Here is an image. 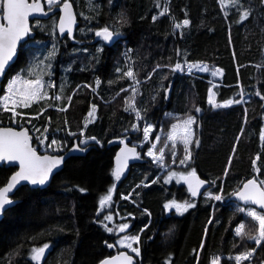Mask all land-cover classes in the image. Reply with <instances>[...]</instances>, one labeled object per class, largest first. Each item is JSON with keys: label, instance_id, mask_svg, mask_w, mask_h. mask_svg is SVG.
Listing matches in <instances>:
<instances>
[{"label": "trees", "instance_id": "trees-1", "mask_svg": "<svg viewBox=\"0 0 264 264\" xmlns=\"http://www.w3.org/2000/svg\"><path fill=\"white\" fill-rule=\"evenodd\" d=\"M68 1L71 0L49 5L44 0L48 8ZM73 1L80 12L79 27H87L82 23L87 16L97 30L107 27L119 35V40L112 46L101 44L99 49L100 44L93 43V38L77 34L70 39L49 30H35L36 44L19 49L17 61L0 91V126L27 130L34 147L42 154H57L56 147L63 151L72 145L73 139H79L80 146L88 150L84 156L70 158L47 188L24 186L10 197L16 204L0 220V264H33L31 251L45 243L53 247V253L44 264H99L113 254L109 245L118 238V224L123 223L136 227L132 234L143 230L142 259L135 264H212L220 255L255 250L257 245L250 243L246 235L233 236L232 230L241 223L245 233L258 234V223L244 216V211L239 210L242 207H235L233 191L241 187L246 177H255L256 156L259 176L264 179V0H229L228 7L221 0ZM245 11L248 17L241 21ZM185 19L189 27H175ZM45 55L47 61L41 63ZM31 62L47 67L42 73L50 76L52 82L46 86L49 78L38 77L44 98L31 101L28 107L16 106L15 112L19 114L14 115L3 109L4 97L9 95L8 86L17 77L37 78L27 74ZM178 63L185 65L181 72L173 70ZM201 65L219 71L220 75L213 77L197 71ZM128 70H132L135 80L124 75ZM169 78L173 79L170 83ZM86 90L90 93L84 94ZM134 94L136 111H126ZM210 94H214L212 98L217 104L229 100L233 103L214 107L208 102ZM8 106L13 107L11 101ZM93 107L95 114L89 116ZM192 116L199 120L197 132L201 138L192 166L202 178L209 177L212 186L205 193L204 202L197 201L176 221L178 224L172 225L170 219H165V204L172 196H184L185 186L168 184L166 175L153 182L161 170L151 162L135 164L132 174L116 180L114 158L120 147L116 139L141 140L148 122L156 125L153 137L156 130L166 135L173 122ZM53 140L55 144L51 143ZM165 140L166 136L160 146ZM182 155L181 150L179 159ZM167 156L169 164L170 151ZM15 171L14 167H0V187ZM110 190V206L101 207L100 200ZM220 193L221 199H215ZM123 195L129 196L130 201L123 199ZM108 216L112 219H106ZM119 217L126 219L119 221ZM255 255L252 261L241 264H263L264 247L260 246ZM220 264L236 262L222 258Z\"/></svg>", "mask_w": 264, "mask_h": 264}, {"label": "snow or ice", "instance_id": "snow-or-ice-1", "mask_svg": "<svg viewBox=\"0 0 264 264\" xmlns=\"http://www.w3.org/2000/svg\"><path fill=\"white\" fill-rule=\"evenodd\" d=\"M58 2L59 0H47V3L49 5L56 4ZM221 3H223V0H221ZM63 11L64 16L60 19L59 30L61 33H63L65 30L70 33L72 31V25L75 22L71 12V5L65 2L63 4ZM166 11L167 9H165V12ZM34 12H43V7L39 0H31V2H29V0H0V14H2L3 19L6 21V23H0V73H3L5 71L6 65L14 56L16 52L17 42L28 33V17L31 13ZM160 15H164V12H161ZM247 17L248 12L245 11L241 16V20L246 19ZM188 25L189 21L185 19L182 25L176 24L175 27H187ZM96 35L101 36L104 40L108 41L112 39L113 32L109 31V29L105 27L102 31L96 32ZM191 67L192 65H189V68ZM180 68L181 65L178 63L175 65V68L173 70L175 71ZM202 70L207 71L206 68ZM124 75L129 77L130 79L135 80L132 70H128L124 73ZM212 75L215 76L216 72H213ZM97 84H99V81H97ZM42 88L43 85L38 77L36 79L28 80L17 77L8 86L9 95L4 97L5 103L3 105V109L5 111H12L14 115H18L19 113L15 112L16 106L23 105L24 107H28L31 101L44 98ZM133 92H135V89H133ZM213 95L214 94H210L208 102L214 107H227L228 105L233 103V101L229 100L225 104H217L212 98ZM16 96H19L20 99H15ZM57 99H59V97H57ZM262 99H264V97H262ZM132 100H134V96L132 97ZM9 101H11L13 105L11 109L8 106ZM129 108L134 112L136 111L134 104L131 102H128V108H126L125 110H129ZM61 110L66 111V109ZM95 111L96 109L95 107H93L92 111L89 112L88 115L94 116ZM197 111H199V109H197ZM136 115L137 119H139V112H137ZM194 122V118L189 117L187 120L183 121L182 125L173 126L172 134L168 136V139L173 141L172 147L175 148L176 129L178 127H182L184 130L185 134L180 139L184 145V151L186 155L184 159L180 161L181 164H184L185 161L190 158L188 145L191 142V137L193 134L191 126ZM151 132V126L145 127L143 129L145 140L149 139ZM159 139V137H156L157 141ZM29 140L30 137L25 131L16 132L10 128L0 130V160L18 161L20 167V170L15 175H12L10 180L6 182V186L0 187V209H3L5 205L12 203L8 196V193H10L20 181H29L33 185H43L48 180L52 170L62 162V157L37 155L36 150H34L29 144ZM51 143L55 144L56 141L53 140ZM152 148H155V144L152 145ZM123 151L131 152L133 154L135 153L134 149H125ZM160 151V156H156L151 150L148 152V155L153 156L155 160H161L163 150L161 149ZM124 159L126 163L127 157L125 156ZM117 162L118 165L113 175L115 176L116 180H119L122 173L120 156L117 157ZM174 176H176V174L172 173L169 176V180H171ZM179 179L185 181L188 184L189 190L191 191L193 196H196L198 194L199 188L204 183L203 181L196 178L195 171L189 172L187 175H181ZM214 198L217 200L221 199L219 195L215 196ZM238 198L245 203L259 205L260 208H264V181L257 182V180L255 179L248 181L243 185V189L238 193ZM110 200L111 190L100 200L101 207H103ZM191 207H194V204L188 202L176 203L175 201H172L168 204H165V208H174L179 214H183V212L187 211ZM240 210L244 211L243 208H241ZM247 214L252 217L253 220L258 222V234L253 235L251 233H245V225L241 223L236 228V235H246L248 239L253 240L255 244L259 246L262 242H264V215L258 214L256 211H249ZM106 219L111 220L112 218L111 216H108L106 217ZM127 227V224L122 225L120 227V231L123 232ZM126 239H131L132 241L138 242V237H131ZM120 244L122 247L129 248L132 252H136L137 255H139V249L133 248L132 244L126 242V240H121ZM47 247V245H44L43 247L34 248L32 250V259L39 262L43 257V254ZM109 247H112V245H109ZM252 254L253 252H245L235 256L234 259L236 264H241L243 260H248L252 256ZM103 264H132V257L122 253L112 260L104 261Z\"/></svg>", "mask_w": 264, "mask_h": 264}, {"label": "rangeland", "instance_id": "rangeland-1", "mask_svg": "<svg viewBox=\"0 0 264 264\" xmlns=\"http://www.w3.org/2000/svg\"><path fill=\"white\" fill-rule=\"evenodd\" d=\"M71 2L77 6V4L73 0H71ZM223 2H224V6L225 7H228L229 0H223ZM221 4H223V3H221ZM77 12H79V11H77ZM78 17L80 19V15L79 14H78ZM82 23H83V26H87V27L86 28L85 27H79L75 35L79 34V36H81L83 38H93L94 39V37L96 35V32H98L99 30L102 29L101 28V29H98L97 30V28L94 25V23L91 20H89L87 16H84L83 17ZM79 24H80V21H79ZM33 29L34 30H37V31H39V30H41V31L42 30H49L50 32L57 33V21H56V19H53V20H51L49 22H40V21H37V22L34 23ZM74 36H71L69 38L72 39ZM49 43L51 44V41H49ZM34 44H36V43L34 41H31L28 44H26L24 46V48H27V47H29L31 45H34ZM98 48L101 49V44L98 45ZM47 58L48 57L46 55L45 56H42L41 57V63L46 62L47 61ZM41 63L32 64V62H31L29 64L28 68H27V72H28L27 74L37 76V77H39L41 79H43L45 77H48L49 78L50 76H46L44 73H42V72L46 71L47 67L41 65ZM205 68L207 69V71L202 70V69H205ZM178 70L180 71V69H178ZM183 70H184V66L181 65V71H183ZM197 71H200L202 73L210 74L213 77H217V76L220 75V72L219 71H216V70L210 71L204 65H201V67L198 68ZM213 72H216V75L215 76L212 75ZM51 82H52V79L49 78V81H48V83H47L46 86H49V84H51ZM188 118L189 117L184 118V119H180V120H177V121L173 122L171 124V127H170V129H169V131L167 132L166 135H164V133L162 132V130H156L155 136L153 137V133H154V131L156 129V125L153 124V123H151V122H148L143 127V129L145 127H148V126H151V128H152V132L150 133V136H149V139L148 140H145L144 139V135H143L142 138H141V140H138V137H137V138H131L130 140H129V138H126V139H116V142L118 143V141H120V140L121 141H125V142L131 143L134 146H136V147L139 148V152H138V154L136 156V162H135V164H138V163L140 164V163H145V162H151L156 167H160V170H161L160 173L164 177H165L166 174L167 175H171L172 173H175L176 174V176H174L175 183H177V184H179V183L183 184V180L179 179V177L181 175H187L189 172L194 171V168L192 166V162L194 161V152L196 150V145H197V141L198 140H200L199 146L201 145V138L198 137V132H197V125H198V122H199L198 118L196 116H192V118H194V121L195 122L191 126L192 133L193 134H192V137H191V142L188 145L189 152H190V158L187 159L184 164H181L180 163V161L183 160L184 157H185V155H186V153L184 151V145H183V143L181 142V139H180L185 134L183 128L182 127H178L176 129V140H175L176 147L175 148L172 147L173 141L172 140H169L168 139V136L170 134H172L173 126H175V125H182L183 124V121L187 120ZM137 132H138V130H137V128H135L134 129V133H137ZM142 134H143V130H142ZM164 136H166L165 143L162 146H160V142H161V140H162V138ZM156 137H159L160 139L157 141L156 140ZM41 144L43 145L44 142L43 143L41 142ZM153 144H155V148H152V145ZM161 149L163 150V155H162V159L161 160H155L153 158V156H149L148 155V152L151 150L156 156H160L161 155V151H160ZM198 149H200V147ZM54 150L55 151H58L57 154H60L65 149H63V151H62V148L59 150V148L56 147ZM181 150L183 151V155L179 159V152ZM168 151L171 152V157H170L171 160H170V163L169 164L166 162V160L168 158V156H167L168 155ZM49 153H52L53 154L52 151H49ZM258 160H259V158H258V156H256V158L254 160V167H255V170L254 171H255V175H256V177L258 178L259 181H264V179H262L259 176L260 170L258 168ZM195 173H198V171L196 169H195ZM131 174H132V172H131ZM109 202H112V196H111V200ZM249 211H256L258 214L264 215V212L259 211V210L255 209L253 207H249V208L245 209L244 216L250 217L247 214ZM124 224L125 223L118 224L119 225V229L117 231V234L119 236L115 240L114 245H112V247H110V249H112L114 252L118 251L119 249L120 250H125V251H128L129 253L135 255L136 257H138L140 259L141 253H140V248L138 247L139 238H138V242L132 241L131 239H126V238L137 237V236H133V234H130L128 231H126V229L124 230L125 231L124 233H121L120 232V226H122ZM121 240H126V242L132 244V247L133 248H138L139 249V255H137L136 252H132L131 249H129V248L122 247L121 244H120V241ZM250 241H251L250 243H253V245L255 244V242L253 240H250ZM260 246L261 247H264V242H262L258 247H260ZM247 252H252V251H247ZM255 254H256V252H253L252 256L248 260L249 261H252L255 258V256H256ZM32 256H31V258H32ZM234 257L235 256H229V257H227L225 259L232 262V261H235ZM220 260L221 259H214V261H213L212 264H219L220 263ZM248 260H243L242 262L248 261ZM263 264H264V262H263Z\"/></svg>", "mask_w": 264, "mask_h": 264}, {"label": "water", "instance_id": "water-1", "mask_svg": "<svg viewBox=\"0 0 264 264\" xmlns=\"http://www.w3.org/2000/svg\"><path fill=\"white\" fill-rule=\"evenodd\" d=\"M29 2H31V0H29ZM39 2L41 3L42 7H43V12H34V13H31L28 17V25H29V31L26 35H24L22 37L21 40H19L17 42V45H16V52L14 54V56L12 57V59L8 62V64L6 65L5 67V71L3 73H0V91L2 89V84H3V81L5 80V77L9 71V69L16 63L17 61V58H18V54H19V49L23 46H25L31 39L34 38V31L32 29V25L35 21H40V20H43V19H46L48 16H49V13L46 12L45 10V5H44V0H39ZM67 3H69L71 5V12H72V15L74 17V23L72 25V31L69 33L67 30H65L63 33L60 32L59 30V25H58V31H59V34L62 36V37H65V36H73L77 30H78V27H79V21H78V16L76 14V11H75V7H74V4L71 2V1H68ZM60 11H61V17L60 19L64 16V11H63V6L60 8ZM60 22V20H59ZM0 23H6V21L3 19V16H0ZM103 29L99 30V31H102ZM109 31H112L109 29ZM113 32V36H112V39L111 40H104L103 37L101 36H97L95 37V40L93 41V43H99V42H104L105 45H108V46H112L114 44H116L119 40V35L116 34L114 31ZM181 70V68H180ZM12 129L13 131H16V132H20V131H25L27 132L28 136L30 137V140H29V144L31 145V147L36 150L33 146V143H32V140H31V136L29 134V132L27 130H24V129H18V128H15V127H8V126H0V130H3V129ZM199 144H200V140L197 141V148H199ZM125 149H134L135 150V153H131V152H124L123 150ZM87 148H83L80 146L79 142L78 141H75L72 143V145L67 148L65 151H63L62 153L60 154H57V155H52V154H41L40 152H38L36 150V153L37 155H40V156H43V155H49V156H52V157H62V162L60 165H58L56 168H54L52 170V172L50 173L49 175V178L48 180L45 182V184L43 185H40V184H31L29 181H20L16 187L10 192L8 193V196L9 198L14 196L16 194V192L21 188V187H30L31 189H45L49 186V184L51 183L52 179L54 178L55 175H57L58 173H60L66 162L72 158V157H77V156H84L87 152ZM139 152V149L138 147L136 146H132L130 144H128L127 142H121V146L119 148V150L117 151L116 155H115V158H114V162H115V166L117 168V165H118V162H117V157L120 156L121 157V167H122V173H121V176L120 177H128L129 173H130V170H131V167L132 165L135 163V157L137 155V153ZM125 156L127 157L126 159V163H125ZM6 166V167H14L16 168V171L13 175H15L19 170H20V167H19V162L18 161H8V160H0V167L2 166ZM57 173V174H56ZM196 174V178H198L199 180L203 181V185L199 188V191H198V194L196 196H193L191 191L189 190V187H188V184L185 182V185L187 186L188 190L190 191L191 193V196L192 198H195L197 196H200L202 195L208 188H209V181H207L206 179H203L198 173H195ZM11 178V177H10ZM9 178V180H10ZM255 178H250L249 180H247L245 183H247L248 181L250 180H253ZM256 180V179H255ZM258 182V181H257ZM244 183V184H245ZM243 184V185H244ZM243 185L242 187L236 192L235 196H234V199L241 205L243 206H246V207H254L260 211H263L264 212V208H260L259 205H254V204H251V203H245L244 201L240 200L238 198V193L243 189ZM6 186V185H5ZM12 201V200H11ZM16 204V201H12V203L10 204H7L4 206L3 209H0V220L2 219V217L4 216L5 212L7 210H9L11 207H13L14 205ZM125 254V255H128V256H131L132 257V264H135L136 263V260H135V257L130 254L129 252L127 251H121L120 253H117L111 257H108V258H105L102 262H100L99 264H103L104 261L106 260H112L114 258H116L117 256H119L120 254ZM48 253L44 252L43 254V260L46 259Z\"/></svg>", "mask_w": 264, "mask_h": 264}, {"label": "flooded vegetation", "instance_id": "flooded-vegetation-1", "mask_svg": "<svg viewBox=\"0 0 264 264\" xmlns=\"http://www.w3.org/2000/svg\"><path fill=\"white\" fill-rule=\"evenodd\" d=\"M45 3V2H44ZM45 7H46V10H51V9H53V8H48L47 6H46V4H45ZM77 14H78V12H77ZM0 16H2V14H0ZM59 17H60V11H57L56 13H54V14H52V15H50V16H48L44 21H40V22H49V21H51V20H53V19H56V21H57V25H58V21H59ZM35 23V22H34ZM34 23H33V25H34ZM33 29V28H32ZM34 30V29H33ZM34 32H35V30H34ZM57 33H58V31H57ZM68 37V36H67ZM96 45L97 44H104V43H95ZM105 45V44H104ZM169 176L170 175H167L166 174V181H167V183L169 184V183H171V182H175V178L173 177L171 180H169ZM179 184H181V183H179ZM178 184V185H179ZM178 185L177 186H175L176 188L178 187ZM184 186H185V195L183 196V197H179V198H177V197H174V196H172L168 201H167V203L166 204H168V203H170V202H172V201H175L176 203H185V202H188V203H191V204H197V201L199 202L201 199H202V202H204V200H205V193H203L202 195H200V196H197V197H195V198H192V196L190 195V192H189V190H188V188H187V186L185 185V181H184V184H183ZM188 195H190V198H191V200H190V198L188 197ZM180 202H179V201ZM234 200V199H233ZM235 201V200H234ZM194 202V203H193ZM235 203H236V208L237 209H239V207H242V208H244L243 206H239V205H241V204H239L238 202H236L235 201ZM200 205V204H199ZM201 206V205H200ZM240 210V209H239ZM188 211V210H187ZM187 211H185V212H183V214H179V213H177L176 212V210L174 209V208H172V209H169V208H166L165 209V211H164V213H165V217L167 218V219H170V221H169V223H171V224H174V222H176L177 220H180V219H182L184 216H185V213L187 212ZM132 215H130V216H128V217H131ZM119 219H126V217H120ZM127 225H128V227L126 228V231H128L130 234H132L133 232H135L136 231V227L133 225V224H130V223H127ZM236 228L237 227H235L233 230H232V232H233V236H237L236 235ZM123 232H125V231H123ZM142 233H143V230H140V232L138 233V234H133V236H137L138 238H139V244H138V247L140 248V253H141V255H142V252H141V243H142ZM44 245H47L48 247L45 249V252L46 253H48V255H47V257H46V259L45 260H43V257L41 258V260L39 261V262H37V261H35V260H32V263L33 264H44V262L47 260V262L48 261H50V260H48V259H50L51 258V253H53V247L51 246V245H48L47 243H45V244H42V245H40V246H37L36 248H39V247H43ZM113 245H114V243H113ZM113 251V250H112ZM121 252V251H123V250H118V251H116V252H114L113 251V254L112 255H114V254H116L117 252ZM32 253H33V251H31ZM51 254V255H50ZM131 254V253H130ZM111 255V256H112ZM133 255V254H132ZM232 255H234V254H232ZM50 256V257H49ZM135 256V255H134ZM222 256H230V255H220V257H222ZM137 258V257H136ZM137 260V259H136ZM46 262V263H47Z\"/></svg>", "mask_w": 264, "mask_h": 264}, {"label": "bare ground", "instance_id": "bare-ground-1", "mask_svg": "<svg viewBox=\"0 0 264 264\" xmlns=\"http://www.w3.org/2000/svg\"><path fill=\"white\" fill-rule=\"evenodd\" d=\"M160 1H161V0H160ZM245 1H246V0H245ZM158 2H159V0H158ZM240 2H241V1H240ZM247 2H250V1L247 0ZM160 3H161V2H160ZM235 3H236V2H235ZM252 3H253V1H252ZM244 4H245V3H244ZM152 5H153V4H152ZM154 5H155V4H154ZM159 5H160V4H159ZM159 5H158V6H159ZM235 5H236V4H235ZM249 5H250V4H249ZM62 6H63V5H62ZM62 6H60V7H56V8H53V9H51V10H46V12L49 13V16H50V15L56 13L57 11H60V8H61ZM246 6H247V5H246ZM252 6H253V5H252ZM74 7H75V6H74ZM155 7H157V6L155 5ZM238 7H240V6H238ZM244 7H245V6H244ZM247 7H248V6H247ZM247 7H246V8H247ZM235 8H237V7H235ZM235 8H234V10H235ZM249 9H250V8H249ZM251 9H252V8H251ZM234 10H233V11H234ZM75 11H76V14H77V9H76V7H75ZM251 11H252V10H251ZM252 12H254V11H252ZM108 13H109V12H108ZM253 14H255V13H253ZM249 15H251V14L249 13ZM77 16H78V14H77ZM106 16H107V14H106ZM60 17H61V11H60ZM60 17H59V20H60ZM141 17H142V16H141ZM142 18H143V17H142ZM149 18H150V17H149ZM250 18H251V17H250ZM105 19L108 20L109 18H105ZM43 20H44V19H43ZM143 20L146 21V18H145V19L143 18ZM148 20H149V19H148ZM240 20H241V19H240ZM243 20H244V19H243ZM248 20L250 21L249 18H248ZM248 20H247V21H248ZM104 21H105V20H104ZM241 21H242V20H241ZM112 22H113V21H112ZM115 22H116V21H114V23H115ZM122 22H123V21H122ZM116 23H117V22H116ZM116 23H115V24H116ZM122 24H123V23H122ZM239 24H240V22H239ZM58 25H59V21H58ZM58 25H57V31H58ZM120 25H121V24H119V26H120ZM237 25H238V24H237ZM122 26H123V25H122ZM123 27H124V26H123ZM188 27H189V26H188ZM231 33H232V32H231ZM58 34H59V31H58ZM125 34H126V32H125ZM228 34H229V33H228ZM123 35H124V34H123ZM125 36H126V35H125ZM121 37H122V36H121ZM228 37H229V36H228ZM121 40H122V39H121ZM116 44H117V43H116ZM175 50H176V49H175ZM118 51H119V50H118ZM178 52H179V51H178ZM104 53H106V52H104ZM108 53H109V51H108ZM106 54H107V53H106ZM102 55H103V54H102ZM109 55H110V54H109ZM181 55H182V54H181ZM175 56H176V54H175ZM182 56H183V55H182ZM176 57H177V56H176ZM176 57H175V58H176ZM177 58H178V57H177ZM182 58H183V57H182ZM171 59H172V57H171ZM187 59H188V58H187ZM85 60H86V59H85ZM174 61H175V60H174ZM101 62H102V61H101ZM170 62H172V61H170ZM105 63H106V62H105ZM174 63H175V62H174ZM102 64L104 65V62H103ZM93 65H94V64H93ZM108 65H109V64H108ZM120 65H121V64H120ZM154 65H156V64H154ZM109 66H110V65H109ZM184 66H185V65H184ZM100 67H101V66H100ZM124 67H125V66H124ZM210 68H211V67H210ZM108 69H109V68H108ZM119 69H120V68H119ZM147 69H148V68H147ZM147 69H145V70H147ZM113 71H114V70H113ZM124 71H125V70H124ZM124 71H123V72H124ZM100 72H101V71H100ZM103 72H104V71H103ZM107 72H108V71H107ZM119 72H120V71H119ZM119 72H117V70H116V73H119ZM101 73H102V72H101ZM101 73H100V74H101ZM104 73H105V72H104ZM154 73H155V72H154ZM100 74H99V75H100ZM119 74H120V73H119ZM236 74H237V73H236ZM97 75H98V74H97ZM114 75H115V74H114ZM114 75H113V76H114ZM142 75H143V74H141V76H142ZM116 76H117V75H116ZM116 76H115V77H116ZM120 76H121V75H120ZM146 77H147V76H146ZM152 77H153V76H152ZM176 77H177V76H176ZM184 77H185V76H184ZM235 77H236V76H235ZM105 78H106V76L104 77V79H105ZM108 78H109V77H108ZM126 78H127V77H126ZM158 78H159V77H158ZM172 78H173V77H172ZM172 78H171V79H172ZM192 78H193V77H192ZM111 79H112V78H111ZM155 79H156V78H155ZM159 79H160V78H159ZM171 79L169 78V79H168V82H169V80L171 81ZM236 79H237V78H236ZM79 80L81 81V79H79ZM101 80H102V79H101ZM121 80L123 81V79H121ZM151 80H152V79H151ZM151 80H150V81H151ZM157 80H158V79H157ZM172 80H173V79H172ZM177 80H178V79H177ZM86 81H87V80H86ZM150 81H149V82H150ZM90 82H91V81H90ZM101 82H102V81H101ZM104 82H105V81H104ZM104 82H102V83L104 84ZM108 82H109V81H108ZM155 82H156V80H155ZM94 83H95V82H94ZM94 83H92L93 86H94ZM102 83H101V84H102ZM169 83H170V82H169ZM227 83H228V82H227ZM229 83H230V82H229ZM90 84H91V83H90ZM101 84H100V85H101ZM103 84H102V85H103ZM107 84H108V83H107ZM107 84H106V85H107ZM109 84H110V82H109ZM150 84H151V82L149 83V85H150ZM155 84H156V83H155ZM164 84H165V83H164ZM164 84H163V85H164ZM97 85H98V84H97ZM106 85H104V87H103V86H102V87L105 89V88H106ZM153 85H154V84H153ZM209 85H210V84H209ZM165 86H166V85H165ZM142 87H143V85H142ZM108 88H109V86H108ZM143 88H144V87H143ZM164 88H165V87H164ZM104 89H103V91H104ZM140 89H141V87H140ZM165 89H166V88H165ZM171 89H172V88H171ZM174 89H175V88H174ZM224 89H227V88L225 87ZM232 89H233V88H232ZM234 89H235V88H234ZM234 89H233V90H234ZM237 89H239V88H236V91H237ZM88 90H89V89H88ZM147 90H148V89H147ZM157 90H158V89H157ZM233 90H232V91H233ZM100 91H101V89H100ZM140 91H141V90H140ZM228 91H229V89H228ZM86 92H88V91L86 90L84 94H86ZM161 92H164V91H161ZM234 92H235V90H234ZM237 92H238V91H237ZM237 92H236V93H237ZM244 92H245V90H244ZM88 93H90V91H89ZM139 93H140V92H139ZM170 93H171V92H170ZM232 93H233V92H232ZM237 94H239V93H237ZM142 95H143V94H142ZM255 95H256V94H255ZM84 96H85V95H84ZM90 96H91V94H90ZM131 96H133V95H131ZM143 96H144V95H143ZM164 96H165V95H164ZM168 96H169V95H168ZM173 96H174V95H173ZM191 96H192V95H191ZM235 96H236V94H235ZM86 97H89V95L86 96ZM86 97H85V98H86ZM110 97H111V96H110ZM123 97H124V96H123ZM127 97H128V96H127ZM134 97H135V94H134ZM255 97H256V96H255ZM92 98H93V97H92ZM145 98H146V97H145ZM145 98H144V99H145ZM183 98H184V97H183ZM90 99H91V98H90ZM104 99H105V98H104ZM110 99H111V98H110ZM152 99H153V98H152ZM255 99H256V98H255ZM121 100H122V99H121ZM126 100H127V98H126ZM140 100H141V98H140ZM218 100H219V99H218ZM218 100H217V101H218ZM94 101H96V100H94ZM141 101H142V100H141ZM147 101H148V100H147ZM161 101H162V100H161ZM161 101H160V102H161ZM163 101H164V100H163ZM253 101H254V100H253ZM122 102H123V101H122ZM139 102H140V101H139ZM144 102H145V101H144ZM189 102H190V101H189ZM93 103H94V102H93ZM118 103H119V102H117V104H118ZM123 103H124V102H123ZM126 103H127V102H126ZM132 103H133V100H132ZM162 103H163V102H162ZM140 104H141V102H140ZM172 104H173V103H172ZM191 104H192V102H191ZM195 104H196V102H195ZM195 104H194L193 106H194V108L196 109V105H198V104H196V105H195ZM110 105H111V104H110ZM113 105H116V103L113 104ZM123 105H124V104H123ZM125 105H126V104H125ZM157 105H158V104H157ZM188 105H189V104H188ZM97 106H98V104H97ZM120 106H121V105H120ZM140 106H141V105H140ZM140 106H139V107H140ZM145 106H146V105H145ZM164 106H165V105H164ZM200 106H201V105H200ZM116 107H117V106H116ZM123 107L125 108V106H123ZM123 107H122V108H123ZM158 107H159V105H158ZM173 107H174V106H173ZM177 107H178V106H177ZM191 107H192V106H191ZM124 108H123V109H124ZM141 108H142V107H141ZM165 108H168V107H165ZM194 108H193V109H194ZM108 109H109V107H108ZM154 109H155V108H154ZM163 109H164V108H163ZM177 109H178V108H177ZM195 109H194V110H195ZM201 109H202V108H201ZM261 109H262V108H261ZM263 109H264V107H263ZM120 110H122V109H120ZM158 110H160V109H158ZM194 110H193V111H194ZM105 111H107V109H106ZM130 111H131V110H130ZM155 111H156V110H155ZM190 111H191V110H188V112H190ZM100 112H101V111H100ZM120 112H121V111H120ZM122 112H123V110H122ZM151 112H152V111H151ZM153 112H154V111H153ZM109 113H110V112H109ZM117 113H118V112H117ZM128 113H129V112H128ZM196 113H197V112H196ZM248 113H249V112H248ZM119 114H120V113H119ZM122 114H124V113H122ZM122 114H121V115H122ZM148 114H149V113H148ZM148 114H147V115H148ZM161 114H162V113H161ZM106 115H107V114H106ZM147 115H146V116H147ZM149 115H150V114H149ZM134 116H135V115H134ZM150 116H151V115H150ZM159 116H160V115H159ZM198 116H199V115H198ZM260 116H262V115L260 114ZM126 117H127V116H126ZM104 118H105V117H104ZM106 118H107V117H106ZM108 118H109V116H108ZM119 118H120V116H119ZM119 118H118V121L120 120ZM128 118L130 119L131 117H128ZM150 118H151V117H150ZM101 119H102V118H101ZM152 119H153V118H152ZM159 119H160V118H159ZM219 119L221 120V118H219ZM87 120H88V119H87ZM111 121H112V120H111ZM114 121H115V120H114ZM118 121H117V122H118ZM218 121H219V120H218ZM91 122H92V121H91ZM105 122H106V121H105ZM126 122H127V121H126ZM105 124H106V123H105ZM116 124H117V123H116ZM198 124H199V123H198ZM218 124H219V123H218ZM221 124H222V121H221ZM96 125H97V124H96ZM103 125H104V124H103ZM131 126H132V125H131ZM95 127H96V126H95ZM137 127H138V126H137ZM102 128H103V127H102ZM94 129H95V128H94ZM124 130H126V129H124ZM202 130H203V129H202ZM75 131H76V130H75ZM102 132H103V131H102ZM119 134H120V133H119ZM77 136H78V135H77ZM92 136H93V135H92ZM121 137H123V136H121ZM79 138H80V137H79ZM88 138H89V137H88ZM98 138H99V137H98ZM107 138H108V137H107ZM73 140L75 141V139H73ZM78 140H79V139H78ZM92 141H93V140H92ZM108 141H109V140H108ZM88 142H89V141H88ZM68 145H69V144H68ZM91 146H93V145H91ZM100 146H101V145H100ZM81 147H82V146H81ZM199 147H200V146H199ZM100 150H101V149H100ZM194 153H195V152H194ZM78 157H79V156H78ZM194 159H195V158H194ZM79 161H80V160H79ZM85 165H86V164H85ZM80 167H81V166H80ZM107 167H108V166H107ZM228 167H229V166H227V169H228ZM141 168H142V167H141ZM154 173H155V172H154ZM154 173H153V174H154ZM56 174H57V173H56ZM202 174H203V173H202ZM203 175H204V174H203ZM135 176H136V175H135ZM153 176H154V175H153ZM205 177H206V176H205ZM153 178H154V177H153ZM208 178H209V177H208ZM208 178H207V179H208ZM246 178H249V177H246ZM246 178L244 179L245 181L247 180ZM138 181H139V180H138ZM147 181H148V180H147ZM158 181H159V180H158ZM61 183H62V182H61ZM65 183H66V182H65ZM69 185H70V184H69ZM79 185H80V184H79ZM97 185H98V184H97ZM174 185H175V184H174ZM175 186H176V185H175ZM211 186H212V185H211ZM68 189H69V188H68ZM237 189H238V188H237ZM56 190H57V189H56ZM84 190H86V189H84ZM101 190H102V189H101ZM101 190H100V191H101ZM103 190H104V189H103ZM87 191H88V190H87ZM96 191H97V190H96ZM155 191H156V190H155ZM233 192L235 193V191H233ZM73 193H74V192H73ZM87 193H88V192H87ZM170 193H171V192H170ZM185 193H186V192H185ZM235 194H236V193H235ZM96 195H97V194H96ZM150 195H151V194H150ZM179 195H180V194H179ZM183 195H184V194H183ZM221 195H222V194L220 193L219 196H221ZM234 196H235V195H234ZM81 197H82V196H81ZM146 197H147V196H146ZM179 197H180V196H179ZM182 197H183V196H182ZM177 198H178V197H177ZM233 199H234V198H233ZM143 200H144V199H143ZM146 200H147V199H146ZM163 200H164V199H163ZM234 200H235V199H234ZM178 201H179V200H178ZM235 201H236V200H235ZM93 202H94V200H93ZM179 202H180V201H179ZM236 202H237V201H236ZM80 203H81V202H80ZM163 203H164V202H163ZM160 204H161V203H160ZM143 205H144V204H143ZM149 207H150V206H149ZM206 207H207V206H206ZM60 208H61V207H60ZM147 208H148V207H147ZM93 210H94V208H93ZM90 213H91V212H90ZM96 214H97V213H96ZM57 216H58V215H57ZM88 216H89V215H88ZM155 216H156V215H155ZM89 217H90V216H89ZM91 217H92V216H91ZM91 217H90V218H91ZM232 217H233V216H232ZM92 218H93V217H92ZM163 218H164V217H163ZM87 219H88V218H87ZM165 219H167V218H165ZM89 220H90V219H89ZM89 220H88V221H89ZM78 222H79V221H78ZM160 222H161V221H160ZM167 222H168V221H167ZM177 222H178V221H177ZM177 222H176V224H178ZM69 223H70V222H69ZM174 223H175V222H174ZM160 224H161V223H160ZM176 224H175V225H176ZM166 225H167V224H166ZM172 225H173V224H172ZM70 226H73V225H70ZM173 227H174V226H173ZM175 229H176V227H175ZM76 230H77V229H76ZM71 232H73V231H71ZM77 233H79V232H77ZM174 234H175V233H174ZM205 234H206V230H205ZM102 240H103V239H102ZM101 242H102V241H101ZM192 249H193V248H192ZM194 249H195V248H194ZM193 251H194V250H193ZM193 251H192V252H193ZM196 252H197V251H196ZM191 254H193V253H191ZM197 254H198V252H197ZM170 256H171V255H170ZM203 257H204V256H203ZM188 258H189V257H188ZM193 261H194V260H193Z\"/></svg>", "mask_w": 264, "mask_h": 264}, {"label": "crops", "instance_id": "crops-1", "mask_svg": "<svg viewBox=\"0 0 264 264\" xmlns=\"http://www.w3.org/2000/svg\"><path fill=\"white\" fill-rule=\"evenodd\" d=\"M44 5H45V3H44ZM45 10H46V7H45ZM44 20H45V19H44ZM44 20H40V21H44ZM235 193H236V191H235ZM235 193L233 194V198H234Z\"/></svg>", "mask_w": 264, "mask_h": 264}]
</instances>
